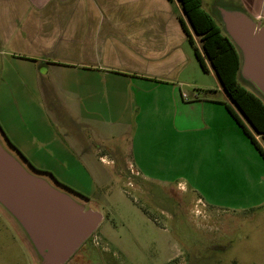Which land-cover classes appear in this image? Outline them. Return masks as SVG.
Returning a JSON list of instances; mask_svg holds the SVG:
<instances>
[{
  "label": "crops",
  "instance_id": "1",
  "mask_svg": "<svg viewBox=\"0 0 264 264\" xmlns=\"http://www.w3.org/2000/svg\"><path fill=\"white\" fill-rule=\"evenodd\" d=\"M214 1L264 25V0ZM182 20L196 41L178 0H0V131L48 172L121 158L145 181L183 179L223 206L238 193L231 169L249 176L264 159L200 66L216 81L203 88Z\"/></svg>",
  "mask_w": 264,
  "mask_h": 264
},
{
  "label": "rangeland",
  "instance_id": "2",
  "mask_svg": "<svg viewBox=\"0 0 264 264\" xmlns=\"http://www.w3.org/2000/svg\"><path fill=\"white\" fill-rule=\"evenodd\" d=\"M203 4L225 33L215 1L203 0ZM195 38L204 56L200 39ZM196 64L203 88L216 89V81ZM186 91L189 96L201 95L196 89ZM215 96L222 97L219 93ZM229 102L253 132L236 105ZM121 151L119 146L118 153ZM101 153L115 156L116 152ZM116 162V167L97 162L95 168L54 164L48 167L54 174L28 162L33 171L51 176L54 184L103 215L90 240L96 253L84 246L67 264H264V168L253 169L249 176L232 168L230 186L238 193H232L217 209L198 201L197 194L178 184L186 180L171 185L148 182L132 167H125L123 159ZM0 264H41L21 228L1 206Z\"/></svg>",
  "mask_w": 264,
  "mask_h": 264
},
{
  "label": "water",
  "instance_id": "3",
  "mask_svg": "<svg viewBox=\"0 0 264 264\" xmlns=\"http://www.w3.org/2000/svg\"><path fill=\"white\" fill-rule=\"evenodd\" d=\"M217 10L241 54V78L264 99V25L240 8ZM0 206L21 228L41 264H67L103 221L101 213L69 190L26 167L1 135Z\"/></svg>",
  "mask_w": 264,
  "mask_h": 264
},
{
  "label": "trees",
  "instance_id": "4",
  "mask_svg": "<svg viewBox=\"0 0 264 264\" xmlns=\"http://www.w3.org/2000/svg\"><path fill=\"white\" fill-rule=\"evenodd\" d=\"M178 1L193 33L200 39L204 56L196 46L185 21L182 20L184 31L190 44L194 47L195 55L201 68L204 72L209 71L205 57L218 77L224 92L236 105L254 133L230 105H226L228 111L264 159V147L255 135V133L261 135L264 139V99L241 78L242 58L238 48L223 32L222 27L212 14L204 9L203 0ZM216 12L218 15V11Z\"/></svg>",
  "mask_w": 264,
  "mask_h": 264
},
{
  "label": "flooded vegetation",
  "instance_id": "5",
  "mask_svg": "<svg viewBox=\"0 0 264 264\" xmlns=\"http://www.w3.org/2000/svg\"><path fill=\"white\" fill-rule=\"evenodd\" d=\"M3 137V139L5 140V143L8 145L9 144V146L8 147H10V149L12 150V152L16 155V156H18L19 158H20V160L26 165V167H28L31 171H33L31 168H30V166H29V164H28V162H27V159L18 151V150H15L14 149V146L13 145H10L11 143H8V141L6 140V138L4 137V135L2 136ZM33 172H35V171H33ZM35 173H38V172H35ZM38 174H41V173H38ZM43 175V174H42ZM51 177V176H50ZM52 178V177H51ZM54 183V182H53ZM57 185V184H56ZM58 186V185H57ZM60 188H63V187H61V186H59ZM63 189H65V188H63ZM67 190V189H66ZM74 195V194H73ZM75 196V195H74ZM76 197V196H75ZM77 198V197H76ZM93 235H91L85 242H84V244L80 247V249H78V251L71 257V259L81 250V248H83L84 246H87V249L89 250V251H91V252H95V250H94V247H93V245L91 244V237H92ZM96 253V252H95ZM100 255V254H99ZM101 257V256H100ZM70 259V260H71Z\"/></svg>",
  "mask_w": 264,
  "mask_h": 264
},
{
  "label": "built area",
  "instance_id": "6",
  "mask_svg": "<svg viewBox=\"0 0 264 264\" xmlns=\"http://www.w3.org/2000/svg\"><path fill=\"white\" fill-rule=\"evenodd\" d=\"M184 98L187 99V98H188V95L184 94ZM256 138H257V140L260 142V144L262 145L261 140L264 142L263 137H262L261 135H256ZM94 238H95V237H94ZM95 242H97L96 239H95Z\"/></svg>",
  "mask_w": 264,
  "mask_h": 264
}]
</instances>
